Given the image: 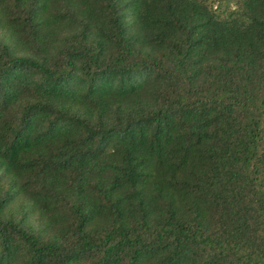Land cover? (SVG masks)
Listing matches in <instances>:
<instances>
[{"label":"trees","instance_id":"1","mask_svg":"<svg viewBox=\"0 0 264 264\" xmlns=\"http://www.w3.org/2000/svg\"><path fill=\"white\" fill-rule=\"evenodd\" d=\"M0 264H264V0H0Z\"/></svg>","mask_w":264,"mask_h":264}]
</instances>
